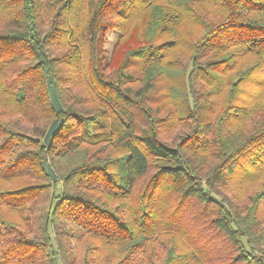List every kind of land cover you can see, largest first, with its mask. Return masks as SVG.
<instances>
[{
  "label": "trees",
  "instance_id": "obj_1",
  "mask_svg": "<svg viewBox=\"0 0 264 264\" xmlns=\"http://www.w3.org/2000/svg\"><path fill=\"white\" fill-rule=\"evenodd\" d=\"M263 93L264 0H0V264H92L65 258L67 223L121 247L175 235L187 251L163 264H264V185L245 204L221 190L264 175V109L228 125ZM112 195L134 197L140 225Z\"/></svg>",
  "mask_w": 264,
  "mask_h": 264
},
{
  "label": "rangeland",
  "instance_id": "obj_2",
  "mask_svg": "<svg viewBox=\"0 0 264 264\" xmlns=\"http://www.w3.org/2000/svg\"><path fill=\"white\" fill-rule=\"evenodd\" d=\"M140 18L141 15L135 16V23ZM119 22L122 24L121 19ZM186 28H189V26H182V28L179 26L176 30L181 32V36H185L186 33H184L183 29ZM176 30L175 34L178 33ZM119 36L118 30L106 32L104 48L111 51L113 46L118 41ZM170 36L172 37V35ZM246 94L250 95L249 92H246ZM258 107L264 109V93L257 102L253 103V101H251V104L246 106L244 113L230 120L228 125L231 129L232 136H239L241 133L245 132L249 126L251 113ZM255 120L257 122L258 118H255ZM165 131L167 134L165 139H171L170 137H173L174 132L169 129L168 131ZM263 185L264 175H257L253 173L251 177L247 179L242 172H239V174L234 178L233 183L221 190L232 200L245 204L247 196L249 194H253L255 190L260 189ZM133 198L134 197L132 195L122 196V198L113 195L111 197H102L105 202L108 201L107 204L109 206L119 210L120 216L127 223L131 224V222H133V225H140L141 219L138 212H136L134 208L135 202ZM43 204V200L40 202H32L23 212H26L25 214L26 217H28L29 226L33 227L35 223L39 224V216L41 213L40 209ZM64 230L63 234L66 236L64 237L65 243H63V246L72 251V253H69V255L65 258L70 259V261L75 260L77 257L78 260L81 259L82 261L84 251L87 250V257L92 264H108L107 261L115 264L118 260L121 258L123 259V257L127 255L128 245L131 249H134L132 250L134 257L130 258L133 262L128 263L130 260L127 261L126 259L123 264H163L168 252H172V255L180 256L187 251V248L184 245L177 243L179 240L177 236L167 233H156L154 235L147 234L144 238H135L134 241H122L121 247V245H115V242H111L113 243L112 245H107L95 236L84 234L80 228H77L75 225L70 223L66 224Z\"/></svg>",
  "mask_w": 264,
  "mask_h": 264
},
{
  "label": "water",
  "instance_id": "obj_3",
  "mask_svg": "<svg viewBox=\"0 0 264 264\" xmlns=\"http://www.w3.org/2000/svg\"><path fill=\"white\" fill-rule=\"evenodd\" d=\"M46 88L48 91V96H49L51 108L53 109V111L55 113L61 112L62 106L59 102L57 92H56L55 80L52 76H49L47 78ZM62 122H63L62 119H59L58 121H54L50 125V127L48 128V130L44 136V139H43L44 145L50 146L52 144L54 137L58 134V132L60 131V129L62 127ZM42 169H43L44 173L46 174V176L49 177L50 181H54L57 178L56 174L54 173V171H53V169L49 163H43Z\"/></svg>",
  "mask_w": 264,
  "mask_h": 264
}]
</instances>
